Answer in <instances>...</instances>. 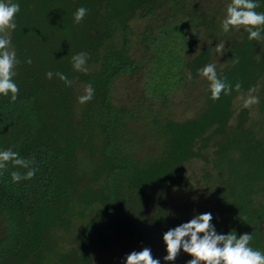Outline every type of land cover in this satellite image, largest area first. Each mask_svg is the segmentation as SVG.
<instances>
[{
	"label": "trees",
	"instance_id": "trees-1",
	"mask_svg": "<svg viewBox=\"0 0 264 264\" xmlns=\"http://www.w3.org/2000/svg\"><path fill=\"white\" fill-rule=\"evenodd\" d=\"M12 2L20 5L11 33L19 93L15 102L0 94V151L19 153L36 172L13 182L12 172L29 169L11 162L0 169V264H98L101 253H131L141 242L167 263L163 234L189 220L166 196L188 186L183 167L194 159L216 172L211 214L218 234H251L250 246L264 252V124L254 128L247 110L235 115L233 107L264 82V39L222 30L231 0ZM256 2L264 12V0ZM81 7L87 14L77 24ZM136 20L144 21L137 35ZM195 29L228 39L216 72L232 91L213 101L208 83L193 115L177 120L173 98L210 59L207 49L192 57ZM81 52L87 72L73 69ZM138 69L141 88L122 103L115 81ZM89 84L94 96L81 104ZM260 106L264 111V93ZM192 258L181 250L173 264Z\"/></svg>",
	"mask_w": 264,
	"mask_h": 264
},
{
	"label": "clouds",
	"instance_id": "clouds-1",
	"mask_svg": "<svg viewBox=\"0 0 264 264\" xmlns=\"http://www.w3.org/2000/svg\"><path fill=\"white\" fill-rule=\"evenodd\" d=\"M260 5L256 0H231L227 5L226 15L221 22L222 30L227 33L233 29L239 31L243 29L249 33V40L264 39L261 33L264 31V12H257ZM20 11V5L13 3L12 0H0V94L9 96L13 102L18 98L19 88L14 82L16 75L15 67L19 63L16 52L12 48L11 33L16 28L15 17ZM87 14V9L81 7L74 14L75 23L83 21ZM217 52L225 53V44L216 45ZM32 62L30 59L27 61ZM87 53H79L72 57L73 69L75 71L87 72ZM51 79L53 73H46ZM66 86H71V81L62 74L55 73ZM198 75L209 81L211 99L217 101L221 94L228 95L232 91V86L220 79L214 64H207L198 69ZM239 91L241 85L236 84ZM85 94L78 97L81 104L91 101L94 96V89L89 84L85 88ZM255 88L250 89V93ZM259 102V98L249 95L245 100L244 106L250 107ZM14 166L29 169L25 175L14 171L11 173L12 181L19 182L22 179H32L36 169L30 168L31 161L19 157V153L7 149L0 151V169H6L8 163ZM195 199V198H194ZM213 216L211 213L194 215L193 218L175 228L169 229L163 234V241L166 245L167 255L163 257L165 262H175L181 250L189 254L192 259L187 264H264V252L255 250L250 246L253 239L251 234L244 233L239 237L233 232L228 234H218L212 224ZM124 264H161V260L154 258L152 251L144 247L141 251H132L126 255Z\"/></svg>",
	"mask_w": 264,
	"mask_h": 264
},
{
	"label": "rangeland",
	"instance_id": "rangeland-1",
	"mask_svg": "<svg viewBox=\"0 0 264 264\" xmlns=\"http://www.w3.org/2000/svg\"><path fill=\"white\" fill-rule=\"evenodd\" d=\"M221 16L219 15L222 19ZM143 23V20H136L132 23L135 35L142 29ZM227 40L228 39L221 34L215 36L213 39L208 38L199 29H195L193 31V43L196 45V52L192 57L207 49L210 58L208 64H214L217 69L225 61V53L221 55V53L217 52L216 45L223 43L226 47ZM135 43L136 42H134V44ZM133 55L136 59H140L141 50L137 45L133 46ZM143 78V69L134 70V72L129 71L120 75L114 84V93L116 97L122 103H126L140 90ZM208 83L209 81L200 75L189 76L186 88L183 91L177 92L173 98L170 109L171 116L177 120H184L192 116L201 104L202 93ZM263 89L264 82L260 84L254 92L238 95L233 102L235 115H237L241 109H246L248 112V122L254 128L264 124V111L261 110L260 106L261 98L264 93ZM250 94L257 96L259 102L250 107H245V100ZM212 149L213 148L210 147L207 151L209 153L207 158L209 159ZM183 173L188 177V186L182 189L171 190L166 196L167 203L171 210L189 221L194 215L211 213L215 199L214 187L216 185V172L212 169L211 163L203 159H194L183 167ZM144 247L151 249L150 244L141 242L135 246L134 251H141ZM127 254L130 253L123 254L121 251L116 253L108 251L101 253L98 264H124ZM180 256L181 252L176 261ZM175 262H161V264H173Z\"/></svg>",
	"mask_w": 264,
	"mask_h": 264
}]
</instances>
